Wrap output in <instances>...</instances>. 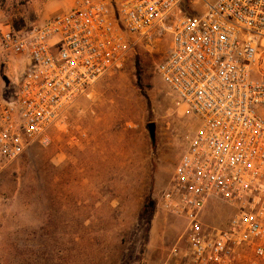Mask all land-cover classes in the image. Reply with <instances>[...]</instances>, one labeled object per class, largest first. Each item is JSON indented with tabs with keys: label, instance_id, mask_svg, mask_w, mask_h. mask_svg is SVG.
Masks as SVG:
<instances>
[{
	"label": "built area",
	"instance_id": "obj_1",
	"mask_svg": "<svg viewBox=\"0 0 264 264\" xmlns=\"http://www.w3.org/2000/svg\"><path fill=\"white\" fill-rule=\"evenodd\" d=\"M166 36L156 74L195 127L162 194L185 223L165 264H236L247 251L264 264V0H76L32 29L2 30L0 54L23 69L0 96V169L48 146L98 79ZM216 205L229 210L220 226Z\"/></svg>",
	"mask_w": 264,
	"mask_h": 264
},
{
	"label": "rangeland",
	"instance_id": "obj_2",
	"mask_svg": "<svg viewBox=\"0 0 264 264\" xmlns=\"http://www.w3.org/2000/svg\"><path fill=\"white\" fill-rule=\"evenodd\" d=\"M75 1L0 0V32L32 29ZM168 47V36L150 51L140 42L71 105L48 146L0 169V264H165L185 223L162 194L195 127L156 74ZM22 69L0 54V96ZM209 212L218 226L229 217L221 205ZM253 260L247 251L236 264Z\"/></svg>",
	"mask_w": 264,
	"mask_h": 264
},
{
	"label": "water",
	"instance_id": "obj_3",
	"mask_svg": "<svg viewBox=\"0 0 264 264\" xmlns=\"http://www.w3.org/2000/svg\"><path fill=\"white\" fill-rule=\"evenodd\" d=\"M148 128H149L150 136H151V138H153L154 137V124H152V123L149 124Z\"/></svg>",
	"mask_w": 264,
	"mask_h": 264
},
{
	"label": "trees",
	"instance_id": "obj_4",
	"mask_svg": "<svg viewBox=\"0 0 264 264\" xmlns=\"http://www.w3.org/2000/svg\"><path fill=\"white\" fill-rule=\"evenodd\" d=\"M186 3H187L186 1L183 3V6H184L185 8H187V4H186ZM150 138H151V136H150ZM151 142H152V145H154V137L151 138ZM147 203H148V202H147ZM146 207H148V204H145L144 208H146Z\"/></svg>",
	"mask_w": 264,
	"mask_h": 264
},
{
	"label": "crops",
	"instance_id": "obj_5",
	"mask_svg": "<svg viewBox=\"0 0 264 264\" xmlns=\"http://www.w3.org/2000/svg\"><path fill=\"white\" fill-rule=\"evenodd\" d=\"M66 11V10H65Z\"/></svg>",
	"mask_w": 264,
	"mask_h": 264
}]
</instances>
